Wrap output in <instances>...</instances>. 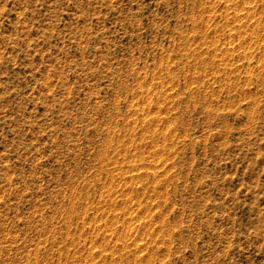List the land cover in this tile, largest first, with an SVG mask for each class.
<instances>
[{
	"label": "rangeland",
	"instance_id": "obj_1",
	"mask_svg": "<svg viewBox=\"0 0 264 264\" xmlns=\"http://www.w3.org/2000/svg\"><path fill=\"white\" fill-rule=\"evenodd\" d=\"M0 264H264V0H0Z\"/></svg>",
	"mask_w": 264,
	"mask_h": 264
},
{
	"label": "bare ground",
	"instance_id": "obj_2",
	"mask_svg": "<svg viewBox=\"0 0 264 264\" xmlns=\"http://www.w3.org/2000/svg\"><path fill=\"white\" fill-rule=\"evenodd\" d=\"M235 9H236V8H235ZM237 16H238V15H237ZM235 17H236V16H235ZM237 18H238V17H237ZM154 192H155V191H154ZM156 192H157V191H156ZM157 196H158V195H157ZM103 236H104V235H103ZM121 239H122V238H121ZM135 245H137V246H136V248H137V247H138V248H140V247H142V246H143V244H142V245H138V243L134 242V246H135ZM145 247H146V246H145ZM145 247H142V248H145ZM138 248H137V249H138ZM142 248H141V249H142ZM143 250H144V249H143ZM148 251H149V250H148ZM143 259H144V257H143V256H142V257H140V260H143Z\"/></svg>",
	"mask_w": 264,
	"mask_h": 264
}]
</instances>
